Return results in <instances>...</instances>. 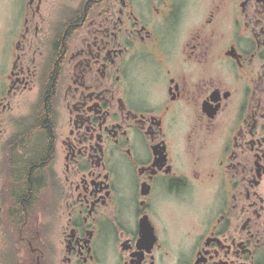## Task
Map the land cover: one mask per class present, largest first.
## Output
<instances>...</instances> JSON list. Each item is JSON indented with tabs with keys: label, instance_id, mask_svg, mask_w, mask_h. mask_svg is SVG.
<instances>
[{
	"label": "flooded vegetation",
	"instance_id": "flooded-vegetation-1",
	"mask_svg": "<svg viewBox=\"0 0 264 264\" xmlns=\"http://www.w3.org/2000/svg\"><path fill=\"white\" fill-rule=\"evenodd\" d=\"M1 1L0 264H264V0Z\"/></svg>",
	"mask_w": 264,
	"mask_h": 264
},
{
	"label": "rangeland",
	"instance_id": "rangeland-1",
	"mask_svg": "<svg viewBox=\"0 0 264 264\" xmlns=\"http://www.w3.org/2000/svg\"><path fill=\"white\" fill-rule=\"evenodd\" d=\"M5 11L6 4L0 0V77L6 75L11 69L9 64L10 47L7 44L8 31L6 30L18 22V19L6 16Z\"/></svg>",
	"mask_w": 264,
	"mask_h": 264
},
{
	"label": "trees",
	"instance_id": "trees-1",
	"mask_svg": "<svg viewBox=\"0 0 264 264\" xmlns=\"http://www.w3.org/2000/svg\"><path fill=\"white\" fill-rule=\"evenodd\" d=\"M48 135H49V131L43 133V136H44L43 137V141L44 142L46 141V143H43V141H42L41 144L36 145V146L33 147V151H34L33 155L34 156H39L40 155L41 157H45L46 154H47V151H49L52 148L51 143L50 142L48 143V140L46 139V138H48ZM34 176L35 177L33 179H35L37 182H40V180H41L40 171H38V174H35Z\"/></svg>",
	"mask_w": 264,
	"mask_h": 264
}]
</instances>
